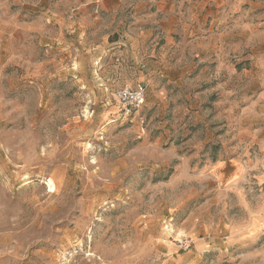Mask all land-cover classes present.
I'll return each mask as SVG.
<instances>
[{
  "label": "rangeland",
  "instance_id": "rangeland-1",
  "mask_svg": "<svg viewBox=\"0 0 264 264\" xmlns=\"http://www.w3.org/2000/svg\"><path fill=\"white\" fill-rule=\"evenodd\" d=\"M226 3L140 43L0 0V264H264V0Z\"/></svg>",
  "mask_w": 264,
  "mask_h": 264
},
{
  "label": "crops",
  "instance_id": "crops-1",
  "mask_svg": "<svg viewBox=\"0 0 264 264\" xmlns=\"http://www.w3.org/2000/svg\"><path fill=\"white\" fill-rule=\"evenodd\" d=\"M99 7L106 15L111 13V28L113 32L119 31L121 24L137 26V39L145 42L149 35L152 37L160 33H168L169 29L181 23L177 15L178 9H188L189 25L198 26L201 22H207L204 18L205 11L212 2H221L224 6L226 0H97ZM123 10H131L133 17L129 20L119 21L117 16ZM204 18V19H202ZM157 31V32H156ZM153 32V33H152ZM114 37L112 40H116ZM134 46V45H133Z\"/></svg>",
  "mask_w": 264,
  "mask_h": 264
},
{
  "label": "built area",
  "instance_id": "built-area-1",
  "mask_svg": "<svg viewBox=\"0 0 264 264\" xmlns=\"http://www.w3.org/2000/svg\"><path fill=\"white\" fill-rule=\"evenodd\" d=\"M117 97L123 105L127 115L141 109L146 99V87L139 85L136 88H124L117 92Z\"/></svg>",
  "mask_w": 264,
  "mask_h": 264
}]
</instances>
